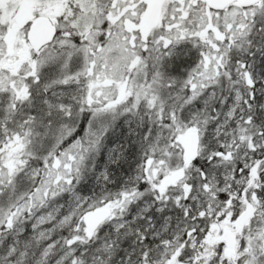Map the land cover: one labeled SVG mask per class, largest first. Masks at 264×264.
I'll return each mask as SVG.
<instances>
[{
    "label": "snow or ice",
    "instance_id": "1",
    "mask_svg": "<svg viewBox=\"0 0 264 264\" xmlns=\"http://www.w3.org/2000/svg\"><path fill=\"white\" fill-rule=\"evenodd\" d=\"M0 264H264V0H0Z\"/></svg>",
    "mask_w": 264,
    "mask_h": 264
}]
</instances>
